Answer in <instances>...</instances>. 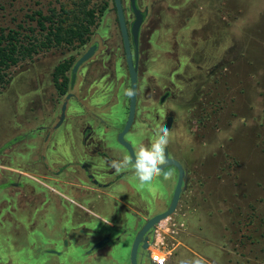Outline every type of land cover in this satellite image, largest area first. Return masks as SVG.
<instances>
[{"label": "flooded vegetation", "instance_id": "obj_1", "mask_svg": "<svg viewBox=\"0 0 264 264\" xmlns=\"http://www.w3.org/2000/svg\"><path fill=\"white\" fill-rule=\"evenodd\" d=\"M119 1L137 69L131 124L125 131L131 77L117 2L88 0L95 32L59 63L65 70L53 73L52 90L22 100L23 130L0 148V264H132L135 237L169 209L179 168L170 164L141 186L131 166L116 172L111 161H134L161 125L170 133L167 160L183 170L171 216L193 180L202 186V151L193 159L187 139L218 121L220 10L235 0ZM209 48L217 50L210 61ZM186 51L188 74L179 62ZM153 230L139 243L137 264H152L143 252Z\"/></svg>", "mask_w": 264, "mask_h": 264}, {"label": "rangeland", "instance_id": "obj_2", "mask_svg": "<svg viewBox=\"0 0 264 264\" xmlns=\"http://www.w3.org/2000/svg\"><path fill=\"white\" fill-rule=\"evenodd\" d=\"M84 3L88 8V0H0V31L42 38L37 12L54 10L71 25L83 16ZM231 6L220 10L218 121L202 127V137L187 139L193 159L202 151V186L193 180L178 214L154 227L143 252L148 261L151 252H161L165 264H264V0ZM231 17L235 25L229 26ZM76 46L41 50L10 69L0 88V148L23 130L22 100L40 87L52 90L56 66ZM216 52L209 48L203 55L210 61ZM189 56L186 51L179 59L187 74L193 71Z\"/></svg>", "mask_w": 264, "mask_h": 264}, {"label": "trees", "instance_id": "obj_3", "mask_svg": "<svg viewBox=\"0 0 264 264\" xmlns=\"http://www.w3.org/2000/svg\"><path fill=\"white\" fill-rule=\"evenodd\" d=\"M81 14L83 16L77 17L78 22L67 25L64 19H60V14H57L54 10L48 16L37 12V15H39L37 24L40 26L42 38L34 35L21 37L18 31L9 30L5 32V30H1L0 88L8 81L9 71L12 67L17 66L19 62L25 59L31 58L41 50L59 46L63 43L67 45L83 43L86 39L85 37L91 32L94 20L92 10L86 8V3L83 4ZM55 16H57L56 20ZM64 70L63 64L56 66L54 71L55 78Z\"/></svg>", "mask_w": 264, "mask_h": 264}, {"label": "clouds", "instance_id": "obj_4", "mask_svg": "<svg viewBox=\"0 0 264 264\" xmlns=\"http://www.w3.org/2000/svg\"><path fill=\"white\" fill-rule=\"evenodd\" d=\"M127 95H133V91L129 89ZM169 129L163 125L157 128L147 146H141L135 154V160L123 155L111 161V167L116 171L132 167L134 175L138 179L141 186L151 184L153 180L161 174L162 166L167 162V149L170 143ZM172 173L165 174V179H170ZM179 264H199V261L190 262L180 260Z\"/></svg>", "mask_w": 264, "mask_h": 264}, {"label": "water", "instance_id": "obj_5", "mask_svg": "<svg viewBox=\"0 0 264 264\" xmlns=\"http://www.w3.org/2000/svg\"><path fill=\"white\" fill-rule=\"evenodd\" d=\"M117 2V10H118V15L121 21V30L123 33V37H124V45L126 48V52H127V62H128V67H129V72H130V77H131V90L133 91V95H131V116L130 119L126 125L125 131H127V129L129 128L130 124H131V120H132V114H133V107H134V102L136 100V90H137V69L136 67L133 65L132 63V58H131V52H130V42L128 40L127 37V29L124 25V21H123V13H122V9L120 6V1L116 0ZM136 25L133 26V33L136 34ZM85 58V57H84ZM84 58L82 60H84ZM129 147V146H128ZM134 158V156H133ZM135 160V158H134ZM170 164H174L179 168V177H178V181H177V185H176V189L174 191L173 194V198L170 204V207L167 211L158 214L154 217H152L150 220H148L145 225L143 226V228L139 231V233L136 235L135 240H134V245L131 251V261L132 264H137V250H138V246L141 240H143V238L145 237L146 232L152 228L155 227L157 224H159L160 222H162L163 220L167 219L169 216L172 215V213L175 211L179 199H180V194L182 191V184H183V170L180 166V164L172 159H168L166 164L162 166V168L170 165Z\"/></svg>", "mask_w": 264, "mask_h": 264}, {"label": "built area", "instance_id": "obj_6", "mask_svg": "<svg viewBox=\"0 0 264 264\" xmlns=\"http://www.w3.org/2000/svg\"><path fill=\"white\" fill-rule=\"evenodd\" d=\"M149 259L153 264H165L167 257L161 252H151Z\"/></svg>", "mask_w": 264, "mask_h": 264}]
</instances>
